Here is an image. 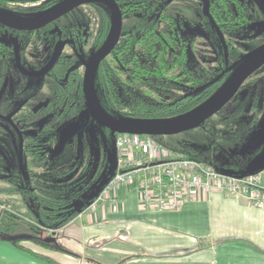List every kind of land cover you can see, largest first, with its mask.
Returning a JSON list of instances; mask_svg holds the SVG:
<instances>
[{
	"label": "flooded vegetation",
	"instance_id": "obj_1",
	"mask_svg": "<svg viewBox=\"0 0 264 264\" xmlns=\"http://www.w3.org/2000/svg\"><path fill=\"white\" fill-rule=\"evenodd\" d=\"M66 1L67 0H34L21 2L19 0H0V11L7 15L20 18L35 19L49 13ZM115 1L123 17L122 34L118 44L110 55L101 62L98 70L123 41H128L129 49L131 46V49H133L132 52L129 50L127 54L131 56V58H135L141 65H146L149 56L142 49L139 50L138 44L134 41L138 40V42H140L144 34L146 36V31L148 29H152L153 31L158 29L160 31L163 26H173L174 29L170 30L171 36L169 38L175 43L176 50L173 49L172 52L167 51L166 56L171 58L174 62V71L183 73V69H185L189 74L186 78L183 76V81H179L182 80V78L178 74L177 87L175 91L170 92V96L171 93L178 94L175 99L181 98L187 94H193L194 91L200 90H205L202 94L203 96L206 95V92L213 91V96L226 83L249 54L264 45L263 0H260L263 3V7L261 8L257 7L253 0H151L152 3L150 4L148 0ZM175 1L189 2L192 7L193 17L187 18L185 15L175 17L169 13L173 7L172 3ZM19 3H24L26 5H20ZM101 9L106 11L110 17V21L107 19L110 26V33L113 27L112 9L108 5L99 2L80 5L39 29L20 30L0 22V61L3 65L0 75V115L5 114L6 109L13 99L9 93V83H11V80L17 81L19 85H23L24 80L28 77H41L28 75L25 72H39L44 69L54 56L57 47H59V45L62 46V51L54 66L49 72L42 75V77H44L43 83H46L48 93L43 92L42 84L40 97H31L25 100L21 106L15 110L12 116L13 121L18 124V143L16 146L20 157V172L16 173L10 168H3L1 166L0 184L3 181L17 184V186L21 188L19 189L20 191H22V188H25L27 184V187L31 188L35 180L33 155L37 149L36 139L42 140L40 141L42 146L38 148L40 149L39 153L45 154V158L48 159V156L52 153L50 151H53L50 150V142L56 136L59 137L58 146L54 148L55 153L58 155L57 158L59 155H65L66 153L72 158L71 163L56 170L60 173L70 170L68 175L65 176L66 182H77L83 187L85 185H91L93 187V184H98L100 178L104 176L107 154L98 151L99 157L97 159L91 158L83 165V157L80 162H77L76 158H74V156L78 154L76 151L77 147L75 146V149L69 147V144L77 140L76 138L78 135L89 132L91 126H93L104 131L109 144L112 145L116 151L115 135L117 133L113 134L111 130L100 127L92 117L87 119L84 115L87 110L83 92L86 67L92 56L105 45L111 34L108 33L106 41L99 47L103 23L100 24L101 26L99 29L95 30L93 25L94 20L91 18L92 15L89 11L94 14ZM74 11L76 12L71 15ZM123 11L125 14H123ZM148 15L150 16L147 19ZM126 20H135V23L132 27L125 28L124 22ZM185 32L192 34V41L185 37ZM160 38L165 39L162 35ZM197 38H202L212 46L216 66H211L209 70L202 68V62L193 59V57H195L194 41L197 40ZM37 41L47 42L46 47L41 51L32 50L37 48ZM248 42H250V45L246 44ZM33 54H35V58L41 60V63L38 66L33 65V70H29L28 66H32V64L27 61L26 56H32ZM18 55L22 68L18 66ZM111 59L113 61L114 58ZM78 61L85 66L84 73L78 68ZM126 64L128 66L127 69L124 70L123 73L118 72L123 76V81H115V85L117 86L118 84V89H120V92L125 97H127L126 92L132 89V79L128 78L129 74L132 72L131 64L133 63H128V61H126ZM67 66H69L68 70L71 67L70 71L74 74H79L81 77L79 83L85 100V109H81L78 117L76 116L69 125L61 127L59 126V120L61 118L59 115L66 114L67 107L73 108L75 93H73L71 97L70 104H67L64 100L61 105H59L56 100V93L54 92V87L56 85L54 73L56 74L63 71V68ZM114 66L116 67L115 63H113L112 70L116 73V68H114ZM262 69H264V64L255 70L241 84L230 101L209 120L213 123L219 121L228 123L248 122L246 124H250L252 122L250 110L255 107L258 99H261V103L264 101V72L261 74L259 80H252V77L258 75ZM144 85L145 84L140 83V90L138 93L143 98H145L144 95H147L146 91L148 90ZM171 97L174 98V96ZM81 116H83L82 119ZM64 118H66V115H64ZM76 123L79 124L78 131L69 139L63 150L58 152L63 131L70 125ZM201 128H203V125L198 129ZM182 151H184V149H182ZM65 167H69V169L64 170ZM49 168L50 166L46 167L45 170ZM114 173L115 169L113 173L107 174L106 178L110 175L113 176ZM47 174L51 176L54 174V171H47ZM87 177L88 180L84 183L83 180ZM111 178L112 177L103 183L102 187L105 186ZM21 184L24 186L21 187ZM92 187L89 190L83 191L91 192ZM80 197L84 199L83 193L80 194Z\"/></svg>",
	"mask_w": 264,
	"mask_h": 264
},
{
	"label": "trees",
	"instance_id": "obj_2",
	"mask_svg": "<svg viewBox=\"0 0 264 264\" xmlns=\"http://www.w3.org/2000/svg\"><path fill=\"white\" fill-rule=\"evenodd\" d=\"M21 2H28L34 0H19ZM148 3H152L148 0ZM123 14L124 11H123ZM150 15H148L147 19ZM109 23L104 19L103 29L100 34L99 44L101 47L106 41L109 33ZM171 27L161 28L159 31L148 29L146 36L140 39V42L134 41L138 44V49H142L148 54V63L141 65L135 58H131L127 54L129 50L132 52V46L129 49L128 41H123L113 54L104 61L101 68L98 70L96 77V91L98 99L103 109L111 116L118 120H141V119H166L184 115L189 113L205 102H207L212 94L206 92V95H202L205 90L194 91L193 94H187L181 98L175 99L170 96V92L175 91L177 87L178 74L182 78L188 77V72L183 69V73L174 71V62L171 58L166 56L167 51H171L175 48V43L170 40ZM164 36L165 39L160 38ZM111 58H114L113 61ZM126 61L131 62L132 72L129 74L128 79H132V89L126 92V96L120 92L115 85V81H123V76L118 72L123 73L127 69ZM113 63L116 64V73L112 70ZM182 66V63H181ZM68 67H64L63 71L54 73L55 75V87L56 100L59 105L62 101H66L70 104L71 97L75 93V99H73V108L67 107L66 114L59 115V126L66 127L69 125L75 117L79 115L81 109H85V100L80 88L81 77L77 73H73ZM57 70V69H56ZM140 83L145 84L148 90L146 91L149 97L153 99L150 101L141 97L138 93L140 90ZM122 85V84H120ZM134 85V86H133ZM159 96H156V93ZM159 97V98H158ZM71 109V110H70ZM240 109V108H239ZM238 110V108H237ZM66 115V118H64ZM67 119V120H66ZM248 123V122H243ZM228 124V122H216L213 123L210 120L203 124L204 129H209V134L215 136L216 140H222L221 131L216 134L213 132L214 127ZM231 140L221 141L218 145L217 142H212L207 146H201L200 144L185 143L184 151L176 148L189 158L196 159L203 164H207L215 167L217 170L228 173L237 174L243 173L245 170L254 164L257 157L264 149L258 150L254 155L243 156L241 153L233 155L231 149H240L244 138H240L239 134L228 135ZM41 139H36V150L34 152V184L31 188H22L17 184L3 181L0 184V239L7 240L12 244L21 247L27 252L33 254L36 257L41 255L34 253L33 251L23 247V244L32 242L45 247H55L53 243L48 244L45 242L47 236H42L43 230H56L72 221L76 215L82 211L87 203L86 199L80 197L79 185L77 182H68L66 184V175L69 171L58 172L57 169L72 162V158L67 153L65 155H59L55 151L52 152L49 158H45V154L39 153L38 149L42 146L40 144ZM227 148V152L232 154L228 161H223L220 153L222 149ZM213 152L218 153L219 157L215 158ZM250 157H253L252 161H248ZM50 162V163H49ZM50 166L48 170L46 167ZM38 169L46 171H54L53 175L36 172ZM112 175L105 178L102 182L105 183ZM83 180V179H82ZM23 183V182H22ZM78 184V185H77ZM24 186L21 184V187ZM94 197L91 199V201ZM76 203L81 204L77 207ZM25 233V234H22ZM51 237V236H50ZM44 260L52 262L50 258L42 256Z\"/></svg>",
	"mask_w": 264,
	"mask_h": 264
},
{
	"label": "crops",
	"instance_id": "obj_3",
	"mask_svg": "<svg viewBox=\"0 0 264 264\" xmlns=\"http://www.w3.org/2000/svg\"><path fill=\"white\" fill-rule=\"evenodd\" d=\"M52 230L55 247L0 239V264H264V210L214 190L177 211L142 210L135 189ZM51 244V243H50Z\"/></svg>",
	"mask_w": 264,
	"mask_h": 264
},
{
	"label": "built area",
	"instance_id": "obj_4",
	"mask_svg": "<svg viewBox=\"0 0 264 264\" xmlns=\"http://www.w3.org/2000/svg\"><path fill=\"white\" fill-rule=\"evenodd\" d=\"M115 148L116 172L84 212L107 205L118 210V190L124 188L137 191L145 211H177L214 190L264 210V169L245 177L229 175L147 135L117 133Z\"/></svg>",
	"mask_w": 264,
	"mask_h": 264
},
{
	"label": "rangeland",
	"instance_id": "obj_5",
	"mask_svg": "<svg viewBox=\"0 0 264 264\" xmlns=\"http://www.w3.org/2000/svg\"><path fill=\"white\" fill-rule=\"evenodd\" d=\"M253 2L257 5V7L261 8L263 7V3L260 0H253ZM20 5H26L24 3H19ZM173 7L169 11L173 16L181 17L185 15L187 18L193 17V12L191 10V5L189 2H183V1H175L172 3ZM178 9V10H177ZM77 11V10H76ZM76 11L72 12L71 15H73ZM89 13L92 15L91 18L94 20L93 25L94 29H99L100 24L104 23V19H108L110 21V17L108 16L106 11L98 10L96 13H92L89 11ZM70 15V16H71ZM135 20H126L124 22L125 28H130L134 25ZM111 33V32H110ZM109 33V34H110ZM192 34L185 32V37L187 39L191 38ZM252 43V42H251ZM47 42L45 41H37V48L32 50H38L41 51L46 47ZM250 45V42L246 43ZM219 46V44H218ZM194 52L195 57L193 59L199 60L202 62V68L205 70H209V68L215 65V55L212 50V46L207 41L203 40L202 38H197V40L194 41ZM33 54L32 56H26L27 61L32 64V66H28L29 70H33V65L38 66L41 63V60H38L35 58ZM192 59V57H191ZM209 59V60H208ZM43 61V59H42ZM78 68L81 72L84 73L85 66L82 65L79 61L77 62ZM2 62L0 61V75L2 71ZM264 72V69L258 73V75H254L252 77V80H259L261 77V74ZM44 77H28L24 80L23 85H19L17 81L11 80V83H9V93L12 96V102L8 106V108L5 111V114L0 115V167L3 168H10L14 170V172L18 173L20 172V157H19V151L17 148L18 143V124H16L13 121V114L15 110L21 106V104L31 98V97H40L41 95V86L43 84V92L48 93V90L46 88V83H43ZM156 96H159L156 93H154ZM146 99L152 100V97H149L148 95H144ZM171 96L177 97V93H171ZM159 98V97H158ZM261 99H258L256 102L255 107H253L250 110V113L252 115V122L250 124L245 123H230L221 125L220 127L212 126L214 127L215 134L218 131H221V136H224V138H220L222 140H216L213 136L209 134V129H196L190 132L170 136V137H152L155 141H159L160 143L164 145H172L180 150L185 148V143H192V144H200L201 146H207L211 144L212 142H217L219 145L221 141L231 140V138L228 136L231 134H239L240 138H244V142L242 143V146H240V149H231V153L233 155H236L238 153H241V155H254L258 152L260 148L264 145V101L263 103L260 102ZM247 110V109H246ZM84 133V132H83ZM59 135V134H58ZM77 140L73 141L71 144H69V147L72 149H75V146L77 147L76 158L77 162L81 161V158L83 157L82 164L85 165L87 161L91 158L97 159L98 151L104 152L107 154L106 163H105V173L104 176L100 178V182L98 184L94 183L93 187L91 185H85L84 187L82 185H79V189L81 194L83 193L84 199H86L87 203L91 201V199L100 191V188L103 185V180L106 178V175L109 173H113L115 166H116V151L112 145L109 144L108 139L106 138L104 131L100 128L91 126L90 131L84 134L78 135L76 138ZM233 139V138H232ZM59 143V137L56 136L53 138L50 142L49 147L50 150H54L56 146H58ZM223 152L220 153L221 158L223 161H228L230 157H232V154H229L227 152V148L222 149ZM82 152V154H81ZM85 152V153H84ZM213 156L215 158L219 157L218 153L213 152ZM253 157H250L248 161H252ZM254 161V160H253ZM83 168V167H81ZM69 169V167H65L64 170ZM36 172L47 174V171L44 172L42 169H38ZM90 177V176H89ZM88 180V177L83 180L84 183H86ZM72 181V180H71ZM68 181L66 182V184ZM92 187L91 192H86L83 190H89ZM77 207L81 206V204L76 203ZM42 236L50 237L52 236V230H43ZM25 234V233H22Z\"/></svg>",
	"mask_w": 264,
	"mask_h": 264
},
{
	"label": "water",
	"instance_id": "obj_6",
	"mask_svg": "<svg viewBox=\"0 0 264 264\" xmlns=\"http://www.w3.org/2000/svg\"><path fill=\"white\" fill-rule=\"evenodd\" d=\"M92 2H99L108 5L113 12V27L105 45L92 56L86 67V72L83 81V92L87 104V110L84 115L89 119L92 117L94 121L103 128H107L114 133L120 134H135L147 135L151 137H170L200 128L213 115L218 113L235 95L241 84L259 67L264 64V45L254 50L244 60V62L235 70L232 76L226 83L204 104L195 110L184 115L174 117L171 119H141V120H118L111 117L101 106L96 92V75L101 62L110 55L112 50L116 47L122 34L123 17L121 10L115 0H67L62 5L58 6L49 13L40 18L29 19L20 18L17 16L7 15L0 11V22L12 28L20 30L39 29L61 17L62 15L72 11L80 5ZM62 46L59 45L49 64L39 72H25L32 76H42L49 72L58 60ZM18 66L22 68L17 56ZM83 116H81V119ZM79 129V124L70 125L66 128L61 136L58 152L62 151L66 143L71 139ZM117 169V157L115 172ZM264 169V149L257 157L253 165L249 166L245 172L237 174H229L234 176L245 177L258 173ZM224 173V172H223ZM115 174V173H114ZM228 174V173H226ZM114 176V175H113ZM112 176V177H113ZM107 185V184H106ZM105 185V186H106ZM96 194L95 198L99 195ZM94 198V199H95ZM93 199V200H94ZM90 201L86 208L93 202ZM81 212V211H80ZM45 242L50 244L55 242V238L48 237Z\"/></svg>",
	"mask_w": 264,
	"mask_h": 264
}]
</instances>
